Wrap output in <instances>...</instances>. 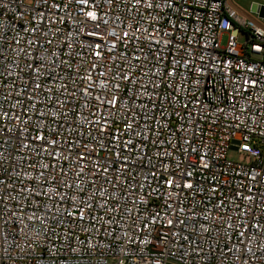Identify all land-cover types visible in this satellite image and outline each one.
Here are the masks:
<instances>
[{
    "label": "built area",
    "instance_id": "2783aa9c",
    "mask_svg": "<svg viewBox=\"0 0 264 264\" xmlns=\"http://www.w3.org/2000/svg\"><path fill=\"white\" fill-rule=\"evenodd\" d=\"M263 8L0 0V264H264Z\"/></svg>",
    "mask_w": 264,
    "mask_h": 264
},
{
    "label": "rangeland",
    "instance_id": "374dc122",
    "mask_svg": "<svg viewBox=\"0 0 264 264\" xmlns=\"http://www.w3.org/2000/svg\"><path fill=\"white\" fill-rule=\"evenodd\" d=\"M231 1L233 2V4H235L239 8H242L246 11H248L250 7H253V4H260L261 6H264V0H231ZM263 25H264V22H263ZM225 39H226L225 36H223L221 40L222 45L224 44ZM243 40L244 38L242 36L238 38L239 43H242ZM229 157L233 160L237 158V156L233 153H229Z\"/></svg>",
    "mask_w": 264,
    "mask_h": 264
},
{
    "label": "snow or ice",
    "instance_id": "6c2138e0",
    "mask_svg": "<svg viewBox=\"0 0 264 264\" xmlns=\"http://www.w3.org/2000/svg\"><path fill=\"white\" fill-rule=\"evenodd\" d=\"M93 18H95V17H93ZM125 79H127V77H125ZM186 187H191V185H186ZM169 223H171V221Z\"/></svg>",
    "mask_w": 264,
    "mask_h": 264
},
{
    "label": "water",
    "instance_id": "95a60500",
    "mask_svg": "<svg viewBox=\"0 0 264 264\" xmlns=\"http://www.w3.org/2000/svg\"><path fill=\"white\" fill-rule=\"evenodd\" d=\"M263 10H264V8H263Z\"/></svg>",
    "mask_w": 264,
    "mask_h": 264
}]
</instances>
